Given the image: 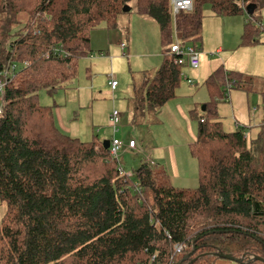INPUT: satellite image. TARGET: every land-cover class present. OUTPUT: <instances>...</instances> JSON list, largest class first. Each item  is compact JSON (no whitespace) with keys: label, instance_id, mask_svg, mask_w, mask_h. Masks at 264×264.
Segmentation results:
<instances>
[{"label":"trees","instance_id":"1","mask_svg":"<svg viewBox=\"0 0 264 264\" xmlns=\"http://www.w3.org/2000/svg\"><path fill=\"white\" fill-rule=\"evenodd\" d=\"M132 1L0 0V80L9 63L23 66L0 114V264L232 262L218 254L264 264V133L249 144L244 129L226 133L218 118V103L245 89L243 74L220 68L204 83L211 102L190 146L197 189L176 188L148 163L124 174L97 134L82 142L62 133L53 108L40 104V91L77 79L92 33L117 29ZM136 1L159 25L164 50L159 68L132 77L133 126L178 97L187 65L171 47L177 36L183 47L202 46L206 5L216 17H244L240 47L263 44L264 0H193L175 16L172 0Z\"/></svg>","mask_w":264,"mask_h":264},{"label":"rangeland","instance_id":"2","mask_svg":"<svg viewBox=\"0 0 264 264\" xmlns=\"http://www.w3.org/2000/svg\"><path fill=\"white\" fill-rule=\"evenodd\" d=\"M130 8L132 11L123 15L117 29L108 30L105 26H102L92 33L91 56L93 57L89 56L80 61L79 74L76 80L69 83L66 89L59 90L53 95L46 90L39 92V100L42 106L52 107L54 115H57L59 111L70 118V121L74 124L81 126L83 132L80 136H84L87 128H92V135L89 139L80 137L82 142L91 141L93 131L97 133L99 129H106L109 135L108 138H110L112 134L108 129L109 123L107 125L106 117L109 113L113 114L115 111L120 113L122 117L124 116L123 121L118 126V131L116 133L113 131L115 137L121 140V138L127 139L129 136L138 144L135 151L121 150L119 152L120 167L127 175H132L135 170L145 163H150L153 167L156 166L155 161L152 160V152L156 146L163 144L161 138L166 133L162 127H156L154 135L151 132L153 129L147 132V128L137 129L132 126L131 120L134 115L132 107L128 108L129 104H133L134 97L132 77H138L143 71H153L159 68L163 61L164 47H162L160 39L159 25L154 20L141 17L138 14L136 0L132 1ZM261 14L264 17V9ZM214 21L219 22L221 28L213 29ZM244 21V17L241 16L216 17L210 6L206 5L204 7L203 50H201L200 45L198 47L200 48L201 59H204V61L210 59V66L212 65L215 68L214 72L224 68L228 72L243 74L244 78L247 79L245 89H234L231 92L232 105H230V102L223 101L218 103L217 108L218 118L223 123L225 132H235L237 129H235L236 122H238L240 127L244 129L245 134L248 135V142L251 144L260 134L264 133V33L260 36L263 44L240 47L245 27ZM224 23L225 26H223ZM214 32L215 38L212 39ZM131 43L133 51L126 50L124 56L122 44ZM207 45L212 46L207 47ZM221 45H224L226 49L225 54L217 53ZM132 53L135 56L133 58L131 57ZM111 58H113L112 62H110ZM188 69L187 67L183 69L185 80L187 78L186 74L190 73V79L183 82L184 86H188V82H191L192 85L197 84L203 102L210 103L211 98L208 90L204 87V83L214 72L206 73V68H204L203 73L208 74V76L211 75L208 78L205 77V81L197 83L199 80L194 75L198 74L199 71ZM112 77H115L118 84H120L119 90L114 94L111 93L109 86ZM228 87H231V85H227ZM79 94L81 100L83 95L86 96L89 103L82 109L77 105ZM85 104L87 103L85 102ZM97 114L102 116L99 117ZM202 114L206 116L207 112ZM167 135L165 136L166 140L169 137ZM172 136L175 137L173 134ZM124 144L128 145L129 143ZM5 210V206H0V224ZM229 264L236 263L231 262Z\"/></svg>","mask_w":264,"mask_h":264},{"label":"crops","instance_id":"3","mask_svg":"<svg viewBox=\"0 0 264 264\" xmlns=\"http://www.w3.org/2000/svg\"><path fill=\"white\" fill-rule=\"evenodd\" d=\"M218 23L214 21L215 25H214L213 29L221 28V26ZM245 23H246V21H244V24ZM210 26H211V24H210ZM223 26H225V23ZM213 38H215V32L212 36V39ZM176 41H177V37H175V42ZM122 45H125V47L122 49L123 50L122 53L124 56L126 55L125 54L126 50L127 51L128 50L133 51L132 50V48H133L132 43L131 44H122ZM224 45H221V47L217 50L218 54H225L226 49L224 48ZM202 46H203V44H202ZM209 46H212V45H207V47H209ZM193 47L197 48V50L199 52L200 48H198L196 46H193ZM201 50H203V47ZM209 55L210 54L208 52V56ZM203 56H204V54H203ZM91 57H93V56H91ZM131 57L132 58L135 57V56H133V53L131 54ZM206 58H208V57H206ZM108 59H109V57H108ZM112 59L113 58L110 59V62H112ZM205 60H207V61H204V59L202 60L200 57V65H199L198 69H192L190 67L185 66V67L189 68L188 70L192 69L194 71H199L198 74L194 75L195 78L197 80H199V81H197V83H199L200 81H205V77L208 78L211 75L210 74L208 76V74H206V73H213L214 72L215 68L212 65L210 66V62H211L210 59H205ZM201 66H202V69L200 70ZM204 68H206V73H203ZM201 71H202V73H201ZM186 76H187L186 80L190 79L189 78L190 73H187ZM113 78L116 80L115 77H113ZM182 85L183 86L178 93V97L176 99L170 101L165 107H163L162 109L157 111L155 113V115L152 116V117H155V120L153 123L149 122V120L152 117L147 114L146 116L145 115L143 117L141 116L140 119H138V120H140V122L138 121V125L134 126V128H137V129L147 128V130H146L147 132L150 129H153V131H151V132L154 134V132H155L154 130L156 127H162L166 131L163 138H161L163 144L156 146V148H154L153 152H152L153 153L152 160L155 161L156 166L153 167L152 164L150 165V163H149V165L151 166L152 169H154L158 172H166L170 176L172 184L176 188L197 189L199 186L198 164H197L196 160H194L190 154V146H191V144H193L197 140L198 132H199V128H200V122L202 120L206 119V116L202 114L204 112V111H202V108L206 107L208 102H203V98H201V96L199 95L197 84L192 85L188 82V86L187 85L184 86V83ZM119 87H120V84H118V87L115 91H113L111 89V93L112 94L116 93L119 90ZM92 91H93V89H92ZM232 101H233V99L230 97V100L227 102H230V105H232L233 104ZM85 102L87 104H85ZM77 105L81 109L85 108L86 105H89L88 101L86 100V96L84 97V95H83V98L81 100V95L79 94ZM90 107L92 108V106H90ZM131 107H132V105L129 104L128 108H131ZM232 109H233V107H232ZM132 113L135 116L133 107H132ZM111 114L112 113H109L108 116L106 117L107 125L109 123V127L108 126L107 127L112 134V136H110V138H108L109 135L106 132V129H103V130L101 129L102 132L99 129V131L97 133L93 131V136L96 133L101 141H111L113 136H115L112 129H111V123H110ZM54 116H55L56 125L62 133L66 134L70 137L72 136V138L74 137V138H78V139H80V137H85L84 139H89L90 135H92L91 134L92 133L91 127H90L91 129L87 128L85 130L84 136H80V135H82V132H83L80 125L74 124L72 121H70V118H67L66 116L61 114L59 111H58L57 115L55 114ZM97 116L101 117L102 115L97 114ZM123 118H124V116L123 117L121 116L120 123L123 121ZM133 119L131 121H133ZM237 127H240V124L238 122H236L235 129ZM172 134L175 135V137H173ZM166 135L169 136L167 140L165 139ZM147 136H149V135H147ZM115 138H117V137H115ZM121 140L124 141V143H126V144L129 143L131 140L135 141L133 138H130L129 136L127 137V139L121 138ZM127 141H129V142H127ZM137 147H138V144H137ZM124 150L127 151L130 149H128L127 145H126V148ZM136 150H137V148H136ZM130 151H135V150H130Z\"/></svg>","mask_w":264,"mask_h":264},{"label":"built area","instance_id":"4","mask_svg":"<svg viewBox=\"0 0 264 264\" xmlns=\"http://www.w3.org/2000/svg\"><path fill=\"white\" fill-rule=\"evenodd\" d=\"M172 13L173 15L179 14L181 11H192L193 10V0H172ZM125 45H123V48ZM171 53L177 55L179 58L178 63L180 65H187L192 69H198L200 65V55L197 48L183 47L182 42L178 39L171 47ZM27 65V64H26ZM23 67V66H22ZM21 65L16 63H9V66L5 70L3 76L4 78L0 80V114H3L6 108L5 93L6 86L9 83V78L13 77V73L22 69ZM191 83V82H190ZM110 88L115 91L118 87V82L112 77V80L109 82ZM229 88V87H228ZM121 115L118 112H114L110 116L111 129L116 133L118 131V126L120 124ZM204 122V120H202ZM126 147L122 140L114 138L110 142V153L113 157L118 158L119 152ZM127 148L130 150H136L137 143L135 141H130L127 145ZM176 253H182L184 248L182 246H176Z\"/></svg>","mask_w":264,"mask_h":264},{"label":"water","instance_id":"5","mask_svg":"<svg viewBox=\"0 0 264 264\" xmlns=\"http://www.w3.org/2000/svg\"><path fill=\"white\" fill-rule=\"evenodd\" d=\"M131 11V8H130V6H126L125 8H124V10H123V12L124 13H129ZM202 111H206V107H203L202 108ZM104 147H105V149H109L110 148V141H105L104 142ZM218 257H220V258H222V259H225V260H229V261H232V262H235V263H237L238 261L236 260V259H234L232 256H230V255H222V254H218L217 255ZM189 259V257H187L186 259H185V261H187ZM260 260V259H259ZM194 262V261H193ZM241 262V261H240ZM179 264H182V263H179Z\"/></svg>","mask_w":264,"mask_h":264}]
</instances>
